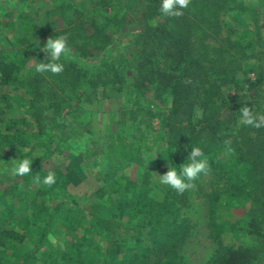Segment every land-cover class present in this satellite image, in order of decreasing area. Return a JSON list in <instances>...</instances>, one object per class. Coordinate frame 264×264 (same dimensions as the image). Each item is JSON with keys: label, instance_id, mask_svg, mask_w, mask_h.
Listing matches in <instances>:
<instances>
[{"label": "trees", "instance_id": "obj_1", "mask_svg": "<svg viewBox=\"0 0 264 264\" xmlns=\"http://www.w3.org/2000/svg\"><path fill=\"white\" fill-rule=\"evenodd\" d=\"M198 5L199 8L181 9L182 15L172 17L161 14L160 1L148 0L146 6L149 10L146 14L150 9H154L150 17H158L161 20L158 19L156 25H146L130 44H143L146 37L159 40L162 43L157 47H162L161 50L166 53L165 58L158 53V65L161 61L164 65L172 64V69H167L166 72L159 66L154 70L156 72L152 69L149 71L153 83L152 99L143 113L153 115L156 111L160 118L158 126L149 128L148 132L141 133L139 137L116 134L110 135L108 141L106 139L101 148V157L103 155L108 171H98L95 174L101 184L97 186L96 192L85 207L89 212L87 214L83 215L75 198L71 205L63 203L61 201H66L68 196L63 195L60 188H56L54 184L45 185L43 179L37 180L33 177L31 184H39L35 188L36 196L32 206L40 219L44 216V221L36 226L35 214H20L14 219L13 207L20 201L15 196V187H6L0 194V223L10 221V225L0 228V264H150L148 258L152 253L159 256L152 264H185L175 248L185 236L187 223L177 215L174 201L164 199L158 202L149 198L145 184L142 183L143 175H135L131 179L127 175L115 177L131 164L138 166L136 174L140 173L142 168L150 169L152 166L159 167L162 174H165L168 166L179 168L183 163H187L186 160L194 147H199L203 153L208 168L206 173L225 179L220 187H215L206 195L209 235L218 246V252L211 264L254 262L257 246L261 241L264 243V217L256 213V208L253 209L255 201L258 202L255 207L264 212V139H257L260 133L264 138V127L241 125L234 135H227L232 137L231 139L227 136L225 139H215L214 135L216 129L221 131V119L230 114L228 109L220 111L221 105L217 102V96L222 95V86L234 84L236 91H239V85L244 80L248 81L250 86L259 81L257 78L252 79L248 73V66L250 71L255 68L252 61L245 62L244 65L241 62V65L235 64L237 58L244 59L246 54L244 45L239 43L242 41L241 37L237 38V29L240 27L238 19L243 18L247 20L244 23L255 22L257 25L258 9L256 5L240 0H206ZM224 5L228 7L225 9ZM230 11L233 13L230 14ZM222 13L231 22L218 31V20ZM76 14L84 20V23L80 24L81 30L84 29L81 31L83 38L77 43V39L82 36L79 35L77 27L75 31L73 26L69 30L62 29L58 33L67 44L71 48L77 46L81 49L96 39L98 45L92 46L107 49L108 45H105L111 42V31L117 17L87 20L90 15H83L81 11ZM248 14H255L256 18H251ZM18 17L19 20L15 22L0 21V29L1 26L8 27L13 32L5 36L17 42H22L25 34L36 38L35 32L31 31L32 18L23 12H20ZM254 24L252 27H256ZM217 32L222 35V44L214 48L219 54L216 58H209L210 53H205L208 41L218 37ZM124 49V46H119L107 51V55L114 51L116 57L102 64L104 68L101 73H106L104 80L99 78L101 73L95 77H92V73L86 81L96 85L99 80L105 86L118 83L129 91L137 92L135 96L146 95L147 82L143 83L140 79L147 74H140V68L127 63V59L138 55L137 63L142 64L150 61L153 55L129 52L128 56L124 54L123 57ZM4 50L3 47L0 48V80L5 90V93L1 94L0 114L12 110L13 105L4 104V101L7 99L5 95L9 93V87L15 85L20 89L18 100L23 102V106L29 105L32 108L39 131L52 128L51 123H45L43 119L50 116L64 118L67 114L64 103L68 100L58 95L55 100L50 99L47 105L35 107L41 100L37 95L42 75L35 72L30 77L19 79L20 70L27 60L17 61V58L5 54ZM107 55L103 57L104 60L109 59ZM49 62L40 54L28 59V63L36 65ZM62 64V72H49L51 77L54 75L55 81L78 84L79 79H85L84 76L88 75L87 71L77 68L74 63ZM131 66L134 71L130 69ZM23 94H26V97H22ZM238 97L239 95H236L230 100L231 103L234 101L233 106ZM63 121L55 125L58 127ZM0 122L5 124L4 130L0 128V143L3 140L18 143L21 139L16 140L15 136L19 137L25 132L24 129L35 126L34 122L27 119H0ZM34 136L35 133L24 135ZM146 136H150L148 146H153V155L146 148H142L144 146L140 143V138ZM52 140L47 137L39 147L48 152V145ZM46 152L38 159L31 160L36 163L33 172L42 170L39 162ZM257 187L261 190L260 197L254 198L253 190ZM238 209L241 212H237ZM57 233H62L64 238L55 243L53 237ZM32 239L33 250L29 249V240ZM42 247L44 251L41 257H38ZM11 253L18 254L17 262L8 261L13 255Z\"/></svg>", "mask_w": 264, "mask_h": 264}, {"label": "rangeland", "instance_id": "obj_2", "mask_svg": "<svg viewBox=\"0 0 264 264\" xmlns=\"http://www.w3.org/2000/svg\"><path fill=\"white\" fill-rule=\"evenodd\" d=\"M204 1L206 0H190L187 8H199L198 4ZM240 1L256 5V9H258L257 25L254 24L255 22L250 24L244 23L247 20H243V18L238 19L240 27L237 29V38L241 37L242 41L239 43L244 45L246 52L244 59L246 60L237 58L238 61L235 64L244 65L245 62L249 63V61H252L255 68L253 71H250V66H248V73L252 79L257 78L259 81L250 86L248 81L244 80L239 85V91H236V85L234 84L222 86V95L217 96V102L221 105L220 111L223 112L228 109L230 114L221 119V131L216 129L215 139H225L227 135L232 136L238 131L241 126L239 123L241 109L246 106L252 110L253 115L257 119L264 118V0ZM147 3L148 0H111L110 2H103L101 0H0V21L15 22L19 20L18 14L20 12L32 18L31 31L35 32L36 38L25 34L23 35L22 42L12 41L5 36L7 33H13L11 29L8 27L2 28V26L0 29V48L3 47L5 49L4 53L17 58V61L24 62L27 60L20 70L19 79L25 76L30 77L36 72L35 68L37 65L35 63H28V59L35 54L43 55L50 62L54 63H60V61L61 63H74L77 68L87 71L88 74L84 76L85 79H79L80 82L78 84H64L59 80L55 81L54 75L51 77L49 72L40 73L42 77L37 97L43 101L40 100L36 103L35 107L47 105L50 99L55 100L58 95L68 100L64 103L66 107L65 112L67 113L64 118L60 116L57 118H52L51 116L44 118L43 121L51 123L52 128L43 129V131H39V126H37V122L35 123L37 118L33 114L32 108L29 105L23 106V102L18 100L19 87L15 85L9 87L10 90L5 95L7 99L4 101V104L10 103L13 105V108L8 113L0 114V119H27L35 124L31 128L24 129L25 132H22L19 137L15 136L16 140L18 138L21 139L18 143L4 140L0 143V194L6 187H15L17 193L15 196L20 203L17 202L13 207V211L15 209L14 219H16V216H20V214L22 216L35 214L37 223L36 221L34 223L36 226L44 221V216H41L40 219L35 210H33L32 203L36 196L35 188H37L36 185L39 182L38 184H31V179L33 177L37 180L43 179L50 172L55 174L56 183L54 186L58 189L60 188V192L63 195L68 196L65 199L66 201L61 202L71 205L75 202L73 201V198H75L80 204L83 215L89 213L85 207L90 197L96 192L97 186L101 184V181L95 174L98 171L103 173L108 171L103 155L101 157V148H103L106 139L108 141L110 135L116 134L139 137L141 133L148 132L149 128L158 126L160 118L156 111V114L153 113V115L143 113L145 108L149 107L152 99L151 88L153 83L150 80L151 73L149 71L152 69L153 72H156L154 70L159 66L160 69H163L162 71L166 72L167 69H172V64L164 65L163 61H161L160 65H158V53L161 56L164 55L163 58H165L166 53L164 50H161L163 49L162 47H157L162 43L159 40L146 37L143 44L141 42L130 44V41L138 37L146 25L153 26L156 25L158 19L161 20L158 17H150L154 9H150V12L146 14V11L149 10V7L146 6ZM224 7L226 9L228 6L224 5ZM203 8H205L204 4ZM78 11H81L83 15H90L87 20L116 16L117 20L114 22L115 26L111 31L113 37H111V42L105 45H108L107 49H97L92 46V44L97 43L96 39L90 41L89 46L82 47L81 49L77 48V46L71 48L67 44L70 54L66 58L61 57L60 60H53L51 57H48L47 53L42 51L49 38L55 39L61 37V34L58 32L62 29H72L71 26L74 27V31L77 27V30L80 31L79 35L83 34H81V31L84 29L81 30L80 24L84 23V20H81L76 14ZM232 13L233 11H230V14ZM248 15L251 18H256L255 14ZM227 18L224 13L219 16L218 31L231 22ZM253 24L256 27H252ZM203 25L205 24L203 23ZM13 35L17 36V34ZM217 35L218 37H214L208 41V49L205 53H210L208 54L209 58L218 57L219 52L214 51V48L222 44V35L218 32ZM82 38L83 35L77 39V43H80ZM157 42L158 44H156ZM119 46L125 47L122 54L123 57L124 54L128 56L129 52H140L143 55L147 54V56L153 55L150 57V61L142 64L137 63L139 59L138 55H133L127 59V63L133 64L137 69L140 68V74L141 72L147 74L146 76L143 75V78L140 79L143 83L147 82L145 90V92L147 91V96H135L137 92L129 91L125 86H121L118 83L105 86L99 80L96 85L86 81L92 73V77H95L103 71L104 66L102 64L116 57L114 51L109 55L106 54L107 51ZM105 55L109 56L108 60L103 59ZM130 69L134 71L133 66ZM101 74L99 78L104 80L106 73ZM3 89L4 87L0 80V103L2 99L1 94L5 93ZM16 95L18 96L16 97ZM236 95H239V97L235 101V106H233L234 101L231 103L230 100ZM22 97H26V94H23ZM138 105L141 107H138ZM61 121H63L62 125L57 127L55 123H60ZM192 122L195 123L194 120ZM4 127V122H0L1 130H4ZM37 132L40 134L38 135ZM27 133L31 135L35 133V136L24 137ZM47 137L53 139L48 145V152L43 147H39ZM227 138L231 139L232 137L227 136ZM140 139L142 141L140 142L142 143L141 145L144 146L142 148H146L153 155V146H148L150 136ZM257 139L261 141L264 139L261 133ZM43 152H46V155L39 162L42 170L39 172H33L32 170V175L31 172L24 177L12 174L15 162L23 159L36 160ZM151 155L150 158L152 157ZM35 167L36 163L32 162L31 169H35ZM136 167L138 166L135 164L125 167L115 178L127 175L131 179L135 175H143L142 183L145 184V190L149 198L158 202L164 199L174 201L177 215L185 219L187 223L185 236L175 248L176 252L181 256L185 264H211V260L218 252V246L214 238L209 235L206 195L215 187H220L225 179L220 176V178L213 177L210 173H202L196 180L190 182L192 187L180 193L172 188H170V191L169 186L159 183V175H163L159 167L154 168L152 166L150 169L146 167L144 170L142 168L138 174H136ZM253 191L254 198L256 196L260 197V187H257ZM6 202L8 203V201ZM253 203V209H257L256 213L264 217V212L259 207H255L258 202L254 201ZM231 209L235 210V208ZM240 209L242 210V208ZM241 210L238 209L237 212H241ZM5 225L9 226L10 221L0 223V228ZM63 238L62 233H57L53 237V241L55 243L60 242ZM33 240H29V242L31 241L29 243V249L31 250L34 249L32 247L34 244ZM43 249L44 247L40 249L38 257H41ZM255 252L256 258L252 264H264L263 241L257 246ZM11 254L13 255L8 258V261L17 262L16 260L19 259L18 254ZM158 258L157 254L152 253L148 258L149 263L152 264Z\"/></svg>", "mask_w": 264, "mask_h": 264}, {"label": "clouds", "instance_id": "obj_3", "mask_svg": "<svg viewBox=\"0 0 264 264\" xmlns=\"http://www.w3.org/2000/svg\"><path fill=\"white\" fill-rule=\"evenodd\" d=\"M190 0H160V12L162 15L176 17L182 15L181 9L187 8ZM53 60H60L61 57H67L70 54V49L63 37L55 39L49 38L46 45L42 49ZM64 65L62 63H40L37 64L35 71L51 72L58 74L63 71ZM239 123L242 126H253L256 128L264 127V118L257 119L249 107L241 109ZM187 163H183L179 168L169 167L168 171L159 175V183L169 186L177 192L183 193L186 189L192 187L190 182L196 180L200 174L208 171L203 153L199 147L191 149L190 155L187 158ZM32 161L29 159L19 160L14 163L12 174L18 177H24L32 172ZM56 183L54 173H49L43 178V184L51 186ZM51 238V237H50Z\"/></svg>", "mask_w": 264, "mask_h": 264}]
</instances>
